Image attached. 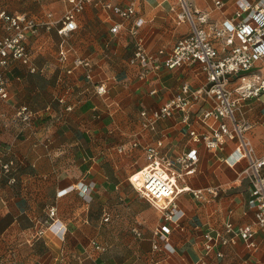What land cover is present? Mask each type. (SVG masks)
Masks as SVG:
<instances>
[{
	"label": "crops",
	"instance_id": "crops-1",
	"mask_svg": "<svg viewBox=\"0 0 264 264\" xmlns=\"http://www.w3.org/2000/svg\"><path fill=\"white\" fill-rule=\"evenodd\" d=\"M116 1L125 6L129 0ZM216 1L187 0L193 11L208 13L212 21L239 18L238 0H218L221 5ZM248 1L255 5L262 0ZM68 5L67 0H0V11L38 19L51 13L56 19ZM181 11L179 0H138L134 17L112 34L110 27L121 20L119 16L88 4L68 39L73 52L66 63L59 61L63 38L56 27L30 36L33 61L40 70L30 72L14 60L7 72L9 97L0 98V154L4 162H12L15 179L8 181L0 164V264H264L263 230L255 235L256 248L238 236L235 242L205 249L208 229L223 231L228 221L236 227L252 223L255 211L248 204L250 182L243 173L247 162L231 166L223 159L236 142L210 149L204 142L190 140V127L205 130L198 118L210 103L193 108L189 122L178 111L159 120L154 130L142 125L143 110L159 108L180 93L184 83L199 87L205 81L198 65L162 66L141 78L138 66L129 62L134 52L129 29L137 18L144 20L139 31L145 47L157 54L161 49L168 52L190 31L188 21L178 22ZM4 33L0 22V36ZM55 40L57 50L52 47ZM74 54L92 60L93 79L86 78L83 67L67 72ZM164 56L157 58L163 61ZM246 75L248 81L259 82L263 63ZM237 80L232 78V87L240 83ZM101 82L107 84L104 94L96 90ZM23 105L32 113L29 121L18 114ZM237 116L252 124L247 136L255 156H263L264 94L242 100ZM133 138L141 146L164 138L163 151L170 156L197 146L198 170L188 183L193 188L221 186L216 197L206 192L205 200L180 194L186 215L172 227V250L153 248L154 242L162 245L155 231L165 220L130 181L147 163L143 149L131 146ZM139 175L133 178L137 183ZM79 184L85 192L76 187ZM53 219L62 222L64 234L45 229ZM41 229L45 231L39 233Z\"/></svg>",
	"mask_w": 264,
	"mask_h": 264
},
{
	"label": "built area",
	"instance_id": "built-area-1",
	"mask_svg": "<svg viewBox=\"0 0 264 264\" xmlns=\"http://www.w3.org/2000/svg\"><path fill=\"white\" fill-rule=\"evenodd\" d=\"M68 7L64 14L54 19L49 13L44 18H34L27 13L10 14L5 10L0 11V22L5 33L0 36V98L9 97L7 72L14 60L25 64L30 72L40 70L33 61V53L29 47L30 36L40 29L51 30L56 27L57 33L63 38L59 61L65 63L73 52L68 43L69 37L78 28V15L84 11L88 4H95L119 16L120 21H115L110 27L112 34H118L124 26V21L130 20L136 13L138 0H129L127 5H121L116 0H67ZM182 11L178 14V22L188 21L190 31L179 38L173 47L166 52L161 49L157 54L148 51L144 45L139 28L144 23L142 18H137L129 29L134 40V52L129 58L132 65L139 68V76L145 78L152 71H159L162 66L167 68H180L198 65L205 75V81L199 87H191L188 83L182 85L181 92L167 100L159 108L152 111L143 110V127L154 130L159 120L169 118L176 112H183L182 120L190 121V111L198 104L209 102L210 107L199 113V121L205 125L204 131L189 128L188 134L192 142L204 144L210 149H221L227 141H235L234 148L223 158L228 164L234 166L246 161L247 166L243 173L250 182L251 197L248 204L254 208L252 223L235 226L227 222L223 231L213 232L208 229L204 234L205 249L212 251L220 244L235 242L239 236L248 243L250 248H256L255 235L258 230L264 231V155L256 157L252 142L247 136V131L252 124L239 119L237 112L240 102L250 98H257L264 94V77L259 82L247 80L246 72L250 71L258 62L264 66V0L253 5L248 0H238L237 20L225 19L222 22L212 21L208 13L192 10L187 0H179ZM221 5L220 1H216ZM222 47V49H221ZM114 53V50H113ZM157 55H165L159 61ZM73 68L83 67L87 79L94 78L93 63L88 57L74 54ZM240 80L237 86L232 87V78ZM99 94L107 92V84H96ZM152 93L155 90L151 91ZM72 107L68 106L70 110ZM18 114L24 121H29L32 113L28 106L23 105L18 109ZM164 138H158L152 144L141 146L138 139L133 138L131 146L141 147L147 163L136 171L130 181L140 196L146 198L162 214L165 220L157 227L155 234L159 236L162 245L154 242V250H172L169 236L172 227L180 224L186 215L179 201L182 193H191L198 200L206 199V192L216 197L221 186L208 188H193L187 181L189 176L197 173L200 153L197 146L189 145L176 156H170L163 151ZM124 148H120L123 151ZM0 164L5 173L13 171L12 162H4L0 154ZM139 175L137 183L133 177ZM10 182H14L13 177ZM85 192L83 184L76 186ZM71 189L74 186L70 187ZM54 209L50 217L55 216ZM105 219H108L107 217ZM60 220L47 222L45 229L53 230L57 235L64 234ZM45 230L41 229L39 233ZM215 233V234H214ZM226 234V235H225ZM218 255L222 252L218 251Z\"/></svg>",
	"mask_w": 264,
	"mask_h": 264
},
{
	"label": "trees",
	"instance_id": "trees-1",
	"mask_svg": "<svg viewBox=\"0 0 264 264\" xmlns=\"http://www.w3.org/2000/svg\"><path fill=\"white\" fill-rule=\"evenodd\" d=\"M8 162H10V161H8ZM2 170H3V168H2ZM3 172H4L5 176H6V178H8V181L10 180L11 177L14 178L13 171L11 173H5V171L3 170Z\"/></svg>",
	"mask_w": 264,
	"mask_h": 264
},
{
	"label": "rangeland",
	"instance_id": "rangeland-1",
	"mask_svg": "<svg viewBox=\"0 0 264 264\" xmlns=\"http://www.w3.org/2000/svg\"><path fill=\"white\" fill-rule=\"evenodd\" d=\"M40 30H41V29H40ZM40 30H39V31H40ZM30 45H31V42H30ZM57 45H58V40H55L54 43L52 42V47H53L55 50H57V47H58ZM65 63H66V62H65ZM238 80H239V79H238ZM238 80H237V81H238Z\"/></svg>",
	"mask_w": 264,
	"mask_h": 264
},
{
	"label": "bare ground",
	"instance_id": "bare-ground-1",
	"mask_svg": "<svg viewBox=\"0 0 264 264\" xmlns=\"http://www.w3.org/2000/svg\"><path fill=\"white\" fill-rule=\"evenodd\" d=\"M135 176H136V175H135ZM135 176H134V177H135ZM134 177H133V178H134ZM134 181H135V180H134Z\"/></svg>",
	"mask_w": 264,
	"mask_h": 264
}]
</instances>
